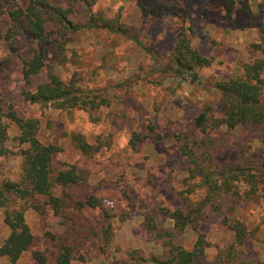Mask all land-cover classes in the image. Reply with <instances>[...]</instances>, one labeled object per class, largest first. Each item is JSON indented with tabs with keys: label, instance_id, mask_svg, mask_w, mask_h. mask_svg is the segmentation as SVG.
Here are the masks:
<instances>
[{
	"label": "rangeland",
	"instance_id": "rangeland-1",
	"mask_svg": "<svg viewBox=\"0 0 264 264\" xmlns=\"http://www.w3.org/2000/svg\"><path fill=\"white\" fill-rule=\"evenodd\" d=\"M261 3L262 0H252V10L264 20ZM181 4L189 11L186 23L177 19H146L137 0H98L94 10H102L107 16L121 13L122 22L138 32L142 44L107 30L81 29L67 32L66 39L71 38L62 51L51 48L49 63L64 81L74 80L82 88L100 89L103 96L110 98L111 106L98 111L99 119L94 112L84 109L31 105L21 95L23 80L18 70L14 69L8 78H5L6 73L0 74V86L9 103L21 114L41 120L40 137L44 142L63 145L64 150L55 156V165L63 168L77 164L87 171L85 189L78 188L77 197L85 199L90 194L103 198L107 208L114 206L111 209L113 234L109 242L99 237L103 231L102 212L87 208L82 214L85 221L74 218L73 226L79 234L78 259L73 264H121L128 263L127 254L134 258L163 255L170 240L188 249L194 248L197 234L193 229L187 228L183 233L173 231L172 236L165 233L157 236L146 227V213H151L163 230H173L172 221L163 217L158 208L178 205L177 193L183 188L187 175L188 163L177 152L176 135L188 130L195 116L208 107L218 114L221 99L215 89L216 82L236 75L241 61L260 56L255 45H264V35L256 28L245 26L242 20L227 22L217 1L182 0ZM75 10L77 21L84 23L85 7L78 5ZM204 10L206 14L202 17ZM190 24L197 25L195 46L214 58L210 67L201 70L200 81L183 79L163 68L177 32ZM23 43L22 40L20 45ZM63 52L77 63L58 64L57 55ZM6 55L5 45L0 41V58ZM45 76L44 72L33 81L37 83ZM152 124L154 134L134 149L130 142L133 133H149ZM73 132H80L89 142L100 145L99 152L82 155L70 142ZM9 134L8 147L16 154L0 157V179L19 180L22 158L17 151L26 146H19L14 139L18 134L15 125H10ZM212 135L216 139L217 159H236L247 149L246 154L264 161L263 138L249 140L244 130L226 128ZM239 187L241 198H231V201L237 199L236 203L228 201L219 212L210 209V219L201 224L209 244L204 253L196 257V264H238V261L264 264V202L253 195L246 198L247 186L240 184ZM127 195L134 197L135 205ZM44 201L24 204L25 218L38 238L37 248L50 254L54 248L46 233L65 236L66 225L62 216L54 214ZM232 210L234 217L243 219L251 230H256L257 237L252 247L243 249V254L235 260L229 258L233 233L223 223L224 214ZM9 233L0 208V244ZM0 264H9V261L0 258ZM17 264L38 263L30 253H25Z\"/></svg>",
	"mask_w": 264,
	"mask_h": 264
},
{
	"label": "trees",
	"instance_id": "trees-1",
	"mask_svg": "<svg viewBox=\"0 0 264 264\" xmlns=\"http://www.w3.org/2000/svg\"><path fill=\"white\" fill-rule=\"evenodd\" d=\"M181 1L137 0V5L142 16L151 21L177 19L186 23L190 18L189 11ZM203 1L219 2L227 22L242 20L245 26L256 28L264 35V20L254 14L252 0ZM97 2L0 0V41L7 52L4 58H0V74L6 73L5 78H8L14 69L18 70L23 80L21 95L24 101L45 108L50 105L58 109H84L94 112L97 119L98 111L111 106L110 98L103 96L100 89L82 88L74 80L64 81L49 63L51 48L62 51L71 38L66 39L67 32L81 29L107 30L142 44L138 32L122 22L121 13L107 16L102 10L96 11L93 7ZM78 5L85 7L87 18L84 23L75 18V6ZM260 5L264 6V0ZM205 14L204 10L202 17ZM196 29L197 25L190 24L177 32L174 46L163 65L164 70L191 81H200L201 70L210 67L214 60L195 46ZM201 36L205 38L206 34ZM22 40L24 43L20 45ZM255 47L261 52L260 56L241 61L236 75L216 82L215 89L221 99L218 114L208 107L195 116L188 130L176 135L177 152L188 163L187 175L183 188L177 193L178 205L158 208L163 217L172 221L173 230H163L153 215L146 213V227L157 236L164 233L172 236L173 231L183 233L187 228L193 229L197 234L194 248L188 249L170 240L163 255L134 258L127 254L128 263L121 264H196V257L202 255L209 244L201 224L210 219V211H221L228 201L236 203L237 199L231 201V198L240 195V184L247 186L244 191L246 198L253 195L264 202V161L260 159L259 162L252 157L255 155L246 154L247 149H243L236 159H217L216 139L212 135L223 128L228 131L241 129L247 132L249 140L254 137L264 139V45ZM71 58L64 52L57 55L58 64H76L75 58ZM44 72L46 76L35 83L33 79ZM11 124L18 129L14 139L19 146L26 147L17 151L22 158L19 180L0 179V208L3 209L4 223L10 230L0 244V258L8 259L9 264H17L25 253H30L38 264H73L78 259L76 243L79 234L73 221L76 216L78 220L84 219L82 214L87 208L102 212L103 231L99 237L105 242L111 241V209L114 206L109 209L104 205L103 198L90 194L85 199L77 197V189H85L87 171L77 164L57 167L55 156L64 150L63 145L44 142L40 137L41 120L17 111L0 86V157L16 154L8 147ZM149 128L150 132L146 134L133 133L130 142L134 149L156 131L153 124ZM70 137V142L82 155L92 156L101 148L89 142L80 132H73ZM127 198L133 205L136 204L134 197L127 195ZM41 199H45L43 204L49 206L54 214L62 216L66 225L65 236L46 233L45 237L54 248L50 254L37 248L38 238L25 218L26 203ZM39 211L42 212L41 209ZM233 213V210L225 213L223 223L233 233L229 258L235 260L246 248L252 247L257 237L256 230H251L243 219L234 217ZM238 264L248 263L238 261Z\"/></svg>",
	"mask_w": 264,
	"mask_h": 264
}]
</instances>
